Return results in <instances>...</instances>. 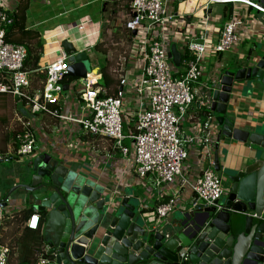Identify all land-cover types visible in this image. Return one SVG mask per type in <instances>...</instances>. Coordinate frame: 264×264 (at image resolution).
Listing matches in <instances>:
<instances>
[{
    "label": "crops",
    "instance_id": "crops-1",
    "mask_svg": "<svg viewBox=\"0 0 264 264\" xmlns=\"http://www.w3.org/2000/svg\"><path fill=\"white\" fill-rule=\"evenodd\" d=\"M90 1H81L76 6L62 4V9H58L61 7L59 2L51 7L50 0H2V3L11 14L25 8V29L34 30L39 35L42 47L38 69L29 71L31 92L41 90L45 81V67L61 53L62 39L71 41L77 51H86L90 59L88 49L107 38L105 35L109 32L104 31V28L109 22L112 21L117 34H128L124 36L126 48L119 55L116 65L110 68L109 73L115 81L114 88L107 89L108 95L123 93V132L127 136L134 130L139 103L147 101L146 98L140 100L134 90V82L142 68L143 33L140 29L131 32L125 28V22L131 15L130 0H98L101 3L92 7ZM252 1L262 5L259 0ZM166 3L169 10L176 15L173 25L167 27L163 34L168 60L175 75L179 76L184 72V62L189 56L186 47L188 41L197 37L204 29L207 30L208 49L201 62L202 76L193 85L195 100L182 121L180 133L182 139H196L193 143L185 144L188 156L183 164L184 174L193 179L207 165L205 145L201 143V125L207 115L204 106H208L211 82L217 81L227 69L234 71L246 65H256L257 61L264 59V20L260 10L240 3L206 5V0H166ZM96 9L99 10L97 19L93 15ZM233 19L240 21L236 29L239 41L229 50L214 52L212 47L223 24ZM79 22L83 23L84 30L69 29ZM96 53L100 54L95 51ZM69 60L71 62L70 58ZM90 63L92 66L91 59ZM231 65L235 68H230ZM92 69L95 70V78L99 80V65L93 64ZM92 75L90 78L95 79ZM64 84L68 85L67 88L62 89L58 101L49 106L66 116L79 118L85 112L80 99L83 87L80 86L75 91L70 81L63 82L62 86ZM233 86L227 116L239 128L248 129L260 124L264 129V82L253 77L235 82ZM128 104H131L132 108L125 109ZM209 116L211 126L217 133L214 115ZM21 122L29 125L36 138L34 151L27 156L16 153L15 136L22 127ZM214 136L210 146L212 158L216 134ZM0 141V244L10 249L7 264H35L39 252L44 251L48 255L49 248L43 238L44 214L38 213V228L30 229L26 222L35 211L32 203L29 199L23 200V195H19V191L15 189L11 196H8V191L18 184H29L33 174L30 172L32 159L38 154L46 153L52 159H58L71 171L103 185L113 196L128 195L136 199L139 214L144 221L151 222L154 226L177 223L187 212L194 210L195 205L202 203L195 199V194L189 188H184L177 192L174 209L162 219L156 218V206L176 191L175 185H163L158 188L151 176L143 180L136 177L130 160L133 145L128 137L122 141L128 148L127 155L123 156L113 139L85 133L72 121L61 120L49 114H32L28 104L8 93H0ZM227 143L221 140L218 146L219 160L224 171L235 168L257 148L244 147L240 142ZM258 150L260 151L259 148ZM7 176L12 178H6ZM223 191L222 196H225V190Z\"/></svg>",
    "mask_w": 264,
    "mask_h": 264
},
{
    "label": "water",
    "instance_id": "water-1",
    "mask_svg": "<svg viewBox=\"0 0 264 264\" xmlns=\"http://www.w3.org/2000/svg\"><path fill=\"white\" fill-rule=\"evenodd\" d=\"M259 1L264 10V0ZM60 44L71 59L64 77L83 85L93 70L87 52L77 51L67 39ZM263 66L260 59L256 65L227 69L210 85L204 107L218 128L214 170L228 183L227 191L212 205H195L177 223L154 226L143 220L136 199L113 196L49 154L35 156L29 184H18L8 196L18 190L34 212L44 214L43 238L54 264H264V129L260 124L239 128L227 116L234 83L253 77L264 82ZM221 140L257 148L224 171Z\"/></svg>",
    "mask_w": 264,
    "mask_h": 264
},
{
    "label": "built area",
    "instance_id": "built-area-1",
    "mask_svg": "<svg viewBox=\"0 0 264 264\" xmlns=\"http://www.w3.org/2000/svg\"><path fill=\"white\" fill-rule=\"evenodd\" d=\"M210 3H240L264 10L252 0H206ZM130 18L125 22L128 31L143 33V52L141 53L142 68L134 82V90L138 98L147 101L139 103L134 130L131 134L123 132L121 108L123 93L102 95L105 89L98 85V79H90L87 74L80 99L83 102L84 114L79 118L66 116L49 105L56 103L62 91V78L70 64L69 56L63 50L45 67V81L40 91L31 92L29 70L24 66L27 50L23 44L6 41V26L12 22L9 9L0 0V93H8L21 99L29 106L32 114H49L61 120L77 123L88 134L113 139L123 156L128 148L122 143L128 137L133 145L132 160L134 173L140 180L151 176L156 187L175 185L176 191L158 203L156 218L162 219L175 207L177 192L189 188L195 199L205 206L212 205L223 194L221 178L214 170V161L210 146L216 134L211 126V117L202 122L201 143L205 145L207 165L195 178L190 179L184 174L183 164L188 153L186 143H193L195 137H180L182 121L189 107L195 100L193 85L202 76V59L207 51V30L204 29L197 37L187 43L184 72L173 74L168 60L164 41V31L173 25L176 15L169 10L166 0H130ZM240 21H226L212 47L214 52L229 50L238 40L236 29ZM78 31L84 30L83 23H75ZM100 79V78H99ZM201 101H199L200 103ZM201 104V103H200ZM16 133V153L27 156L34 151L36 142L34 131L27 123ZM129 160V157H127ZM0 217L2 213L0 212ZM26 226L37 229L39 214L31 213ZM10 249L0 244V264H7ZM186 258L184 253L181 254ZM35 264H54L53 256L39 252Z\"/></svg>",
    "mask_w": 264,
    "mask_h": 264
},
{
    "label": "trees",
    "instance_id": "trees-1",
    "mask_svg": "<svg viewBox=\"0 0 264 264\" xmlns=\"http://www.w3.org/2000/svg\"><path fill=\"white\" fill-rule=\"evenodd\" d=\"M25 8L15 11L12 16V22L7 26L5 31L6 41L20 43L26 47L27 57L24 63V66L29 71H35L38 69V61L40 56V49L42 47L40 40L38 39V33L34 30H26L24 21H25ZM230 12L227 16L229 17ZM102 44V43H100ZM100 44L95 46V50L102 54V60L105 61L103 65L99 66L101 77L98 81V85L101 88L105 89V93L102 95H108L107 89L114 88L115 81L111 77L109 70H107V56L108 50L103 47L101 49ZM73 78L63 77L61 82H69ZM45 80V78H44ZM44 82V81H43Z\"/></svg>",
    "mask_w": 264,
    "mask_h": 264
},
{
    "label": "rangeland",
    "instance_id": "rangeland-1",
    "mask_svg": "<svg viewBox=\"0 0 264 264\" xmlns=\"http://www.w3.org/2000/svg\"><path fill=\"white\" fill-rule=\"evenodd\" d=\"M62 1V3H61ZM81 1H84V0H50V3L52 4L51 7H54L56 6V3H60L61 4V7L58 8V9H62V4L63 5H67V6H76L77 4H79ZM99 3H101V1L98 2V0H91L90 1V7L92 6H96L98 5ZM45 11L42 12V14H44ZM98 13H99V10H95L93 12V15L96 16V19L99 18L98 16ZM103 22V19L101 21V23ZM102 30H103V25H102ZM107 31V33H111V34H106L105 36H107V38L104 40L103 39V42L102 44H100V47L101 49H103V47L105 49H109L108 50V56H107V70H109L110 72V68L113 67V65H116V63L119 61V55L123 53V50L126 48V43H124L125 39H124V36H127L128 34H117V30L114 28V24L111 22H109V24L106 25V27L104 28V31ZM105 34V32H104ZM98 39V38H97ZM96 39V42H98V40ZM239 40H237L235 43H237ZM128 42V41H127ZM89 57L91 59V62H92V66L93 64L96 65L98 64L99 66L103 65L105 61L102 60V54H95V46L93 48H89ZM99 53V52H98ZM230 68H235L234 65H231ZM173 74L174 72L171 71ZM70 84H71V87L74 88V90L76 91L77 88H79L80 86L83 87L82 83H80L79 80H77L76 78H73L71 81H70ZM212 84V82H211ZM62 93V91H61ZM16 99V97H15ZM18 100V98H17ZM20 100V99H19ZM132 108V105L131 104H128L127 106L125 105V109H130ZM123 113V105H122V108H121V114ZM208 115V114H207ZM207 115H205V119H207ZM1 142V141H0ZM184 171V170H183ZM227 185L228 183L221 179V186H222V189L225 190V193H226V189H227ZM225 198V196L223 195L220 200H223Z\"/></svg>",
    "mask_w": 264,
    "mask_h": 264
},
{
    "label": "bare ground",
    "instance_id": "bare-ground-1",
    "mask_svg": "<svg viewBox=\"0 0 264 264\" xmlns=\"http://www.w3.org/2000/svg\"><path fill=\"white\" fill-rule=\"evenodd\" d=\"M94 73H95V70H92V73H90L89 78H90V76H91L92 74H93L92 77L95 78L96 76L94 75ZM90 79H91V78H90Z\"/></svg>",
    "mask_w": 264,
    "mask_h": 264
}]
</instances>
